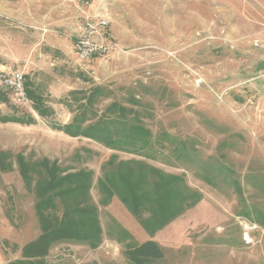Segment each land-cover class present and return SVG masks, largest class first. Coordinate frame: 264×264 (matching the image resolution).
Instances as JSON below:
<instances>
[{"label":"rangeland","instance_id":"1","mask_svg":"<svg viewBox=\"0 0 264 264\" xmlns=\"http://www.w3.org/2000/svg\"><path fill=\"white\" fill-rule=\"evenodd\" d=\"M250 18L264 0H0V80L22 72L29 96L0 83V264L41 235L19 155L93 172L103 242L55 244L48 264H264V27ZM89 19L108 21V50L83 60ZM81 116L126 121L116 129L139 142L112 149L61 129ZM135 163L183 178L199 203L149 235L101 185ZM149 241L162 257L129 252Z\"/></svg>","mask_w":264,"mask_h":264},{"label":"trees","instance_id":"2","mask_svg":"<svg viewBox=\"0 0 264 264\" xmlns=\"http://www.w3.org/2000/svg\"><path fill=\"white\" fill-rule=\"evenodd\" d=\"M120 120L110 118L94 124L87 123L88 118L81 116L61 129L72 137L90 138L112 149L121 148L120 144H124L120 141L122 136L139 142L138 139L133 140V135L139 132H119L116 129L120 125L128 126L126 121ZM18 163L27 188L33 189L36 195L35 210L41 235L23 248L21 260L10 264H48L46 257L52 246L67 241L86 244L91 249L100 247L103 229L99 209L91 196L93 172L65 171L49 159L30 163L21 155ZM135 164L116 165L105 175L101 185L108 191L110 199L114 196L119 198L149 235L156 234L199 203L200 196L189 190L183 178L165 175L143 163ZM133 249L129 251L131 254L144 257L159 258L163 255L160 246L153 241Z\"/></svg>","mask_w":264,"mask_h":264},{"label":"built area","instance_id":"3","mask_svg":"<svg viewBox=\"0 0 264 264\" xmlns=\"http://www.w3.org/2000/svg\"><path fill=\"white\" fill-rule=\"evenodd\" d=\"M108 28L106 19L88 20L82 35L75 43V50L79 57L88 60L92 57L105 54L107 48L104 44V32ZM3 90L9 92L18 103L25 104L28 101L24 74L20 71L4 73L0 80ZM245 243L250 245L252 238L244 232Z\"/></svg>","mask_w":264,"mask_h":264},{"label":"crops","instance_id":"4","mask_svg":"<svg viewBox=\"0 0 264 264\" xmlns=\"http://www.w3.org/2000/svg\"><path fill=\"white\" fill-rule=\"evenodd\" d=\"M13 20L17 22H33L35 18H13ZM249 21L250 23H257L264 27V18H250ZM262 31H264V28H262Z\"/></svg>","mask_w":264,"mask_h":264}]
</instances>
